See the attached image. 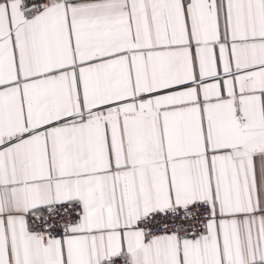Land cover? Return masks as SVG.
<instances>
[{
	"label": "snow or ice",
	"instance_id": "obj_1",
	"mask_svg": "<svg viewBox=\"0 0 264 264\" xmlns=\"http://www.w3.org/2000/svg\"><path fill=\"white\" fill-rule=\"evenodd\" d=\"M0 264H264V0H0Z\"/></svg>",
	"mask_w": 264,
	"mask_h": 264
}]
</instances>
